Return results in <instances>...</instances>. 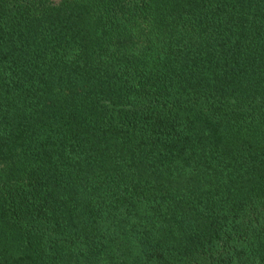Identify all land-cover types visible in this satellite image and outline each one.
<instances>
[{
  "label": "trees",
  "instance_id": "trees-1",
  "mask_svg": "<svg viewBox=\"0 0 264 264\" xmlns=\"http://www.w3.org/2000/svg\"><path fill=\"white\" fill-rule=\"evenodd\" d=\"M0 264H264V0H0Z\"/></svg>",
  "mask_w": 264,
  "mask_h": 264
}]
</instances>
